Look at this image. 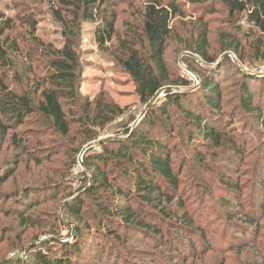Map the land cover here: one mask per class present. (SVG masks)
<instances>
[{
    "label": "trees",
    "instance_id": "1",
    "mask_svg": "<svg viewBox=\"0 0 264 264\" xmlns=\"http://www.w3.org/2000/svg\"><path fill=\"white\" fill-rule=\"evenodd\" d=\"M186 1L193 4V10L204 9L208 16L220 10L227 12L226 23L218 31L223 52H234L240 62H264V0H145L140 22L142 39L135 36V41L118 36L117 14L109 0H49L52 13L62 23L65 41L62 47L45 51L51 71L45 85L35 88L34 93H39V99L35 100L31 93H18L5 83L2 72L10 68L11 51L7 46L9 38H3L4 29L0 30V130L4 134L33 121L39 126L49 124L56 132L68 136L72 125L80 123L86 126L88 139L93 140L96 128L116 118V107L97 103L100 114L93 115L90 103H82L83 62L79 43L84 21L99 19L95 36L100 48L109 49L107 44L118 39L117 51L112 54L134 81L142 103L148 105L165 90L163 99L154 102L142 121L126 131L125 137L100 141L99 149L84 153L82 186L70 193V200L63 206L66 218L74 224L73 241L49 240L32 245L27 254L33 257V262L28 264H123L122 251L132 252L127 244L129 232L144 234L146 239L167 247L166 257L178 258L184 253L197 254L201 249L206 252L214 248V235L195 221L184 202L190 186L181 179L186 160L174 163V140L181 137L176 117L187 128L190 144L200 136L216 146L229 142L232 148L240 150L233 138L235 133H229L236 126V119L230 126L221 120L224 103L221 81L231 74L223 66L231 63V58L225 56L221 60L223 66L213 68L218 64L217 58L209 54L212 18L199 17L186 50L200 56L207 66L191 57L184 62L200 77V87L194 92L172 89L192 82L166 59L174 20L185 15L182 5ZM242 19L245 25L240 22ZM11 22L5 20V28ZM23 22L36 29L35 19L27 17ZM231 68L236 67L231 64ZM242 76L237 107L258 121L264 142V107L255 102L252 78ZM75 107L82 108L84 115L78 117ZM13 139L16 142V136ZM194 158L201 164L204 162L200 155ZM221 180L226 195L220 202L229 213L234 210L230 207V196L237 197L239 184L225 177ZM65 187L56 182V190ZM258 187L264 191V170ZM30 194L25 189L23 194H11L8 201L27 202ZM240 211L245 221H258L256 212ZM152 260L149 264L163 262L161 258ZM22 263L20 259L7 264ZM165 264L175 263L165 261Z\"/></svg>",
    "mask_w": 264,
    "mask_h": 264
},
{
    "label": "rangeland",
    "instance_id": "2",
    "mask_svg": "<svg viewBox=\"0 0 264 264\" xmlns=\"http://www.w3.org/2000/svg\"><path fill=\"white\" fill-rule=\"evenodd\" d=\"M109 1L117 14L118 36L131 41H135V36L141 38V12L145 0ZM182 7L185 15L174 20L166 59L192 82L189 86H172V89L194 92L200 87V77L184 59L191 57L204 67L207 64L200 56L186 50V44L193 39L199 17H211L209 54L216 57L217 62L225 56L231 58V63L223 66L221 61L213 67L217 69L222 65L231 73L221 81L224 99L221 120L230 126L236 119V126L229 133H235L233 138L240 150L232 148L229 142L216 146L200 136L190 144V134L177 116L176 125L181 137L174 140V163L186 160L181 179L190 186L184 202L195 221L214 235V248L206 252L201 249L197 254L184 253L178 258L166 257L167 247L146 239L144 234L129 232L127 244L132 252L121 250L123 264H149L154 262L152 259L160 258L163 262L156 264H165V261L175 264H264V191L258 187L264 170L263 132L252 115L237 107L243 74L252 78L255 102L264 107V62H240L234 52H223L218 31L226 23L227 12L220 10L208 16L204 9L193 10V4L188 1ZM0 13L3 15L0 30L4 29L3 38H9L7 46L11 51L10 68L2 72L4 81L16 92L31 93L38 100L39 93H34L35 88L45 85L51 71L49 55L45 51L60 48L65 41L62 23L52 13L49 0H0ZM27 17L36 20L35 30L23 22ZM7 19L12 20L9 28L4 24ZM98 20L82 22L79 43L83 62L82 103H90L93 115L99 113L97 103L116 107L118 115L103 127L96 128L97 135L93 140L88 139L86 126L80 123L72 125L68 136L56 132L49 124L39 126L33 121L9 129L5 134L0 130V264L17 263L20 259L22 264L32 263L33 257L28 256L27 251L43 241H73L74 224L66 218L63 206L70 200V193L82 186L84 153L99 149L100 141L125 137L126 131L137 126L147 113L149 107L140 101L134 81L112 54L117 51L118 39L107 44L109 49L99 47L95 36V29L100 24ZM240 22L246 24L244 19ZM231 64L236 68H231ZM164 96L165 90H162L157 100ZM75 111L78 117L84 115L82 108L75 107ZM196 155L204 158L202 164L194 158ZM221 177L239 184L237 197L230 196V207L234 210L229 213L220 202L226 195ZM56 182H62L65 189L56 190ZM25 189L31 193L27 202L22 199L8 201L11 194H23ZM240 209L256 212L258 221H245Z\"/></svg>",
    "mask_w": 264,
    "mask_h": 264
},
{
    "label": "water",
    "instance_id": "3",
    "mask_svg": "<svg viewBox=\"0 0 264 264\" xmlns=\"http://www.w3.org/2000/svg\"><path fill=\"white\" fill-rule=\"evenodd\" d=\"M219 62L220 61H218L217 62V64H219ZM159 96H160V93H158L157 94V96L156 97H154L150 102H149V104H148V107H150L158 98H159ZM83 152H85V150L83 151Z\"/></svg>",
    "mask_w": 264,
    "mask_h": 264
}]
</instances>
